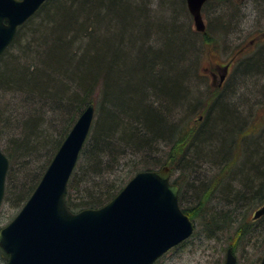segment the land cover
Wrapping results in <instances>:
<instances>
[{
	"label": "trees",
	"instance_id": "16d2710c",
	"mask_svg": "<svg viewBox=\"0 0 264 264\" xmlns=\"http://www.w3.org/2000/svg\"><path fill=\"white\" fill-rule=\"evenodd\" d=\"M187 16L184 0H48L18 27L0 56V147L9 162L0 213L6 205L22 207L46 167L41 159L49 164L93 103L97 121L67 184L70 211L113 199L125 185L115 175L122 157L142 153L147 163L134 174L166 164L181 170L187 186L193 181L191 204L181 205L180 192L178 203L189 219H199L204 234L231 231L238 210L235 236L253 231L256 220L246 219L245 211L264 204V131L259 138L254 117L245 127L241 109L223 95L196 97L191 82L200 78L199 57L212 37L206 31L197 40L180 21ZM244 79H264V43L228 76L230 95ZM260 94L264 98L263 87ZM202 107L205 118L196 124ZM204 164L220 167L225 176L198 179ZM233 182L239 188L229 189ZM212 194L221 195L225 206L205 207ZM0 255L6 263L1 249Z\"/></svg>",
	"mask_w": 264,
	"mask_h": 264
},
{
	"label": "water",
	"instance_id": "95a60500",
	"mask_svg": "<svg viewBox=\"0 0 264 264\" xmlns=\"http://www.w3.org/2000/svg\"><path fill=\"white\" fill-rule=\"evenodd\" d=\"M48 0H0V56L17 29ZM211 0H185L195 29L205 31L201 9ZM224 77H222L223 79ZM94 119L89 104L56 150L31 195L3 227L0 249L5 264H154L188 239L195 223L178 204L179 188L171 171L137 172L100 208L71 212L66 205L67 184ZM8 159L0 148V207L4 197ZM264 215V205L252 219ZM223 264H237L228 248ZM258 264H264V252Z\"/></svg>",
	"mask_w": 264,
	"mask_h": 264
},
{
	"label": "rangeland",
	"instance_id": "374dc122",
	"mask_svg": "<svg viewBox=\"0 0 264 264\" xmlns=\"http://www.w3.org/2000/svg\"><path fill=\"white\" fill-rule=\"evenodd\" d=\"M201 14L206 25V31L212 37V42L208 44V46H201L203 47V52L200 54L198 61L200 78L194 79L191 82V88L196 92V97L200 96L201 98H204L205 96L213 97L216 94L223 95L225 97L226 104L234 106L239 110L241 109V116L246 123H248V121L251 122L250 120L253 117L256 118V134L262 139V134L260 132L264 131V106H260V103L264 104V98L260 92L262 87L264 88V79H259L258 81L255 80L256 82H253V79H244L242 82L241 80H238L239 86L236 88L235 94L230 95V87L228 86V88L226 83L222 86V88L217 90V81L215 82V85L212 84L210 73L215 72L218 66L222 67L233 61L232 68L228 74V76H230L239 61L247 58L250 54L257 50L261 44L264 43V39H262L264 36L261 37L264 35V0H226V2L224 0L207 1L202 7ZM166 16L167 14L164 15V17ZM180 21L194 33L195 30L193 20L189 13L184 20L180 19ZM220 25L223 27L222 30H220ZM198 38H200V36H197V40ZM227 90L228 92L226 93ZM204 109L202 107V110H199L196 114H194V123L198 124L203 122L205 118V112L203 113ZM95 113L92 126L95 121H97V115ZM218 116L219 114H217V117ZM240 125L241 122L237 125V127L239 128ZM233 130L235 132L236 127ZM244 132L247 133L248 131L245 130ZM262 140V142H264V139ZM167 150L168 149L165 151ZM127 155L128 156L124 159L122 157V166L120 167V170L118 169L119 171L115 172V175L118 178L123 179L122 181L125 184L137 173L136 172L134 174L132 172L133 169L142 168V165L147 163V161L143 159L147 158L145 154L141 153L134 157H131L129 153ZM245 160H247L246 154H244L239 168L246 163ZM40 162L41 166L46 164V169L48 166V163H46L47 159L42 158ZM82 164L83 160L80 162V165ZM77 165L78 163H76L75 167ZM166 166L169 167V165ZM220 169V167L216 168V165L214 164H204L201 168L197 169L196 174L198 175V179H202V181L212 180L225 176L218 173L220 172ZM238 169H234L233 173L238 172ZM155 170H139L138 172ZM44 171L39 172L44 173ZM39 172L36 171L35 173L38 174ZM186 172L189 175L188 170H186ZM115 175H112L110 179L112 180ZM18 178L21 182H24L23 174H19ZM173 180H175L179 185L178 186L176 184L178 188L180 187V184L182 185V187L179 188L181 205L185 207L191 204L193 195L189 191L190 189L192 191L193 181L190 187L187 186L185 184L186 178L181 175L180 169L175 172L171 171L170 182L173 183ZM199 181L200 180L197 181L196 186L201 185ZM238 186V184H234L233 182L232 184H229V189L230 187L237 189L239 188ZM220 196L221 195L216 194L209 195V197L207 196L206 199L208 198L210 203H207L205 207L210 208L212 205L218 209L224 207V202L218 200L221 198ZM259 207L252 208L249 212L246 210L245 213L247 212L246 216H248L246 219L252 218L253 212ZM17 212L18 211L16 209L6 205L0 213V226H5ZM234 217L237 219L238 223L234 224L231 231L216 233L214 236H208L203 233V227L199 222V219H191L195 223L193 234L187 240L166 252L154 264H223L227 248L233 249L232 253L236 257L238 264H257L256 260L261 256L264 246V215L255 221L253 231L240 239L235 236V229L239 226V221L242 219L241 212L238 210ZM0 264H5V258L1 255Z\"/></svg>",
	"mask_w": 264,
	"mask_h": 264
},
{
	"label": "flooded vegetation",
	"instance_id": "af4514ba",
	"mask_svg": "<svg viewBox=\"0 0 264 264\" xmlns=\"http://www.w3.org/2000/svg\"><path fill=\"white\" fill-rule=\"evenodd\" d=\"M226 2V0H224ZM237 1H243V0H237ZM233 62L229 64H225L222 67H217L215 72H211L210 76L212 79V84L215 85V82L217 81V87L222 88V86L227 83V76L232 68ZM222 77H224L222 79Z\"/></svg>",
	"mask_w": 264,
	"mask_h": 264
},
{
	"label": "bare ground",
	"instance_id": "6f19581e",
	"mask_svg": "<svg viewBox=\"0 0 264 264\" xmlns=\"http://www.w3.org/2000/svg\"><path fill=\"white\" fill-rule=\"evenodd\" d=\"M184 1H185V0H184ZM203 22H204V21H203ZM204 24H205V23H204ZM193 25H194V23H193ZM205 28H206V25H205ZM194 30H195V31H194V34H195L194 36H195V38L198 36V35H196V34L206 32V29H205L204 32H198V31L195 29V26H194ZM192 36H193V35H192ZM194 36H193V37H194ZM195 38H194V39H195ZM263 39H264V38H263ZM232 62H233V61H232ZM230 63H231V62H230ZM228 64H229V63H228ZM90 104H93V103H90ZM88 105H89V104H88ZM88 105H87V106H88ZM93 106H94V104H93ZM94 111H95V107H94ZM94 113H95V112H94ZM243 124H244L245 127H249V126H250L249 121H248V123H246V121L244 120V121H243ZM247 135H249V133H248ZM165 166H166V165H165Z\"/></svg>",
	"mask_w": 264,
	"mask_h": 264
}]
</instances>
